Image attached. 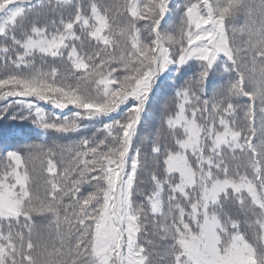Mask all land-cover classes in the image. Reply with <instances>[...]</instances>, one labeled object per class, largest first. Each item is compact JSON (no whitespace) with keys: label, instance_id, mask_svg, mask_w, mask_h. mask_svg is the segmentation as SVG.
Instances as JSON below:
<instances>
[{"label":"trees","instance_id":"obj_1","mask_svg":"<svg viewBox=\"0 0 264 264\" xmlns=\"http://www.w3.org/2000/svg\"><path fill=\"white\" fill-rule=\"evenodd\" d=\"M90 1L99 2L111 18L112 33L121 28L150 38L151 22L144 21L150 20L145 17L150 0H131L126 11L118 10L117 0H0V20L21 12L34 15L36 10L50 18L65 17L80 2L88 13ZM173 2L176 12L165 24L183 25L181 16L187 17L190 8L197 6L202 16L222 22L227 51L211 64L203 57L189 59L185 77H165L152 87L151 102L143 98L147 91L134 90L137 68L127 69L132 58L121 53L118 42L98 59L88 53L86 68L72 83L76 90L102 85L95 82L106 67L117 64L124 71L109 77L97 100L69 96L90 108L91 119L77 125L76 139L58 148L51 141L47 147L56 167L47 195H39L28 181L24 211L8 219L0 216V264H191L182 241L192 236L217 262L227 248L243 247L245 252L257 248L261 260L264 0ZM53 6L55 10L48 14ZM31 35L44 39L47 33L33 30ZM69 50L62 49L67 56ZM151 65L147 59V67ZM35 72L41 73L42 68ZM60 77L67 82L64 72ZM127 83L125 93L130 95L124 98L122 86ZM213 103L218 104L215 113ZM50 121L33 105L15 109L0 116V141L24 145L19 155L30 162L37 154L32 142L46 133L41 127ZM231 136L236 141L248 137L249 142L246 147L228 146ZM40 151L45 159L49 157L46 150ZM85 151L87 165L79 159ZM5 159L0 154V163ZM55 180L61 182V190ZM244 182L258 189L260 204Z\"/></svg>","mask_w":264,"mask_h":264},{"label":"rangeland","instance_id":"obj_2","mask_svg":"<svg viewBox=\"0 0 264 264\" xmlns=\"http://www.w3.org/2000/svg\"><path fill=\"white\" fill-rule=\"evenodd\" d=\"M130 1L117 0L118 10L126 11ZM173 1L150 0L146 5L145 17L150 20L144 21L151 22L148 25L151 29L149 39L136 30L125 32L119 28L116 33H112L111 18L103 12L101 4L95 1L88 2L90 4L88 13L83 12L80 2L71 8V11L68 10L65 17L59 15L50 18L46 12L36 10V13L31 15L34 17L33 20L25 19V13H20L15 19L8 18L4 40L0 42V116L4 117L15 109L18 111L22 108L31 109L33 105L34 109L47 114L51 121L41 127L46 133L42 134L41 138L33 140L32 144L37 154L30 162L23 161L19 155L18 149L24 145L0 141V154L6 155V159L0 163V216L6 219L18 210L17 200L27 196L25 187L29 184L28 181L37 188L39 195L45 196L51 189L52 182H49V178L53 177L56 167L54 160L50 158L51 150L47 147L51 141H54V146L58 148L65 141L76 139L77 125L91 119L92 114L88 106L76 104L69 96L77 97L75 94H80L84 95L86 101L97 100L103 86L109 83V77L114 74L118 77L124 71V67L117 64L110 68L106 67L95 82H101L102 85L76 90L72 83L86 68L88 53L98 59L104 52H109L111 43L118 42L122 48H119L121 53L132 58L127 69L132 68L133 71L134 67L137 68L134 75L136 79L134 90L143 93L147 91L143 98L146 102H151L153 95L151 89L159 84L160 79L185 77L190 57H203L209 59L208 62L211 64L221 53L227 51L228 42L222 22L214 20L213 17L210 20L202 16L197 6L190 8L187 17L181 16L183 25L179 22L165 24L172 13L176 12ZM55 8L56 6H53L48 14ZM33 30L46 32V38H34L31 35ZM66 47L70 49L69 56L61 51ZM79 48L86 51L78 50ZM77 58L80 61H77ZM147 59L152 60L150 67H147ZM39 67L42 68V72H35ZM62 72L65 73L67 82L60 77ZM11 73H17L18 76H11ZM27 85L32 89H28ZM62 86L68 88L70 93L62 89ZM128 87V83L122 86L124 93L129 92ZM126 93L123 94L124 98L130 95ZM216 107L218 104L213 103L212 113H215ZM56 115L61 117L55 118ZM106 131L110 133L109 130ZM217 137L219 131H216L215 139ZM248 140L246 137L244 140L236 141L235 136H231L226 144L246 147ZM39 149L46 150L49 157L45 159ZM85 149L86 147L81 148ZM87 156V151L79 153V159L84 165H87ZM212 162L215 163L213 159ZM82 173V168H79L78 175L81 176ZM91 175L90 173V178ZM54 184L61 190L59 180H55ZM243 186L250 191L256 203L262 202L255 186L250 182H244ZM232 227L237 228V225ZM261 236L263 241L261 246L264 249V232ZM2 237L3 233L0 232V239ZM184 246L188 250L187 260L191 264H251L264 260V253L259 260L257 248L255 250L253 247H249L247 252L244 251V247L240 250L227 248L222 261L217 262L209 253L204 254L197 248L195 243L188 241Z\"/></svg>","mask_w":264,"mask_h":264}]
</instances>
